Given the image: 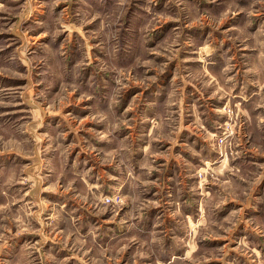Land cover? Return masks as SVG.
Wrapping results in <instances>:
<instances>
[{"label": "rangeland", "instance_id": "rangeland-1", "mask_svg": "<svg viewBox=\"0 0 264 264\" xmlns=\"http://www.w3.org/2000/svg\"><path fill=\"white\" fill-rule=\"evenodd\" d=\"M74 1L0 0V264H264V0Z\"/></svg>", "mask_w": 264, "mask_h": 264}, {"label": "crops", "instance_id": "crops-1", "mask_svg": "<svg viewBox=\"0 0 264 264\" xmlns=\"http://www.w3.org/2000/svg\"><path fill=\"white\" fill-rule=\"evenodd\" d=\"M39 1H42L43 2V4L44 3H47V0H39ZM74 0H71V2H73ZM76 1H80V2H90L91 0H75L74 2H76Z\"/></svg>", "mask_w": 264, "mask_h": 264}]
</instances>
